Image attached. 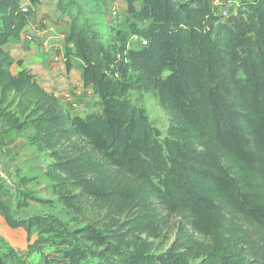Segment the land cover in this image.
<instances>
[{
    "label": "trees",
    "instance_id": "trees-1",
    "mask_svg": "<svg viewBox=\"0 0 264 264\" xmlns=\"http://www.w3.org/2000/svg\"><path fill=\"white\" fill-rule=\"evenodd\" d=\"M126 1L151 20L152 43L134 55L137 66L156 73L173 65L161 91L173 116L164 140L110 75L116 54L80 4L65 6L63 34L82 61L83 86L100 97L93 119L72 113L11 52L39 0H0V126L31 151L22 200L0 198V214L29 237L61 236L64 264H165L156 242L168 239L173 216L183 218L177 243L199 264H264V0H242L250 14L241 8L227 20L213 0ZM34 181H47L51 198L26 187ZM30 201L57 205L78 226L25 215ZM13 259L0 235V264Z\"/></svg>",
    "mask_w": 264,
    "mask_h": 264
},
{
    "label": "rangeland",
    "instance_id": "rangeland-1",
    "mask_svg": "<svg viewBox=\"0 0 264 264\" xmlns=\"http://www.w3.org/2000/svg\"><path fill=\"white\" fill-rule=\"evenodd\" d=\"M73 1L74 3H71V0H39L33 6L32 17L29 22L30 30L23 31L21 41L11 45V52L15 56L21 57L24 64L28 62L29 66H32L30 70L38 80L47 89L57 91L65 104L67 102L65 98L68 95L75 97L79 106L71 109L72 113L86 119H93L100 115L102 106L99 95L93 87H83L81 79L82 61L77 57L74 46L62 42L61 37H59L63 35L69 24L65 6L69 2L70 7L76 10L77 5L80 4L83 12L88 15V19L99 32L100 40L104 44L110 45L116 54L115 61L110 67V75L125 87L128 97L145 110L148 121L161 130L162 136L160 138L164 140L165 136L169 134L173 116L163 104L161 91L163 81L172 80L170 69L173 65L159 67L156 73L149 71L146 73L139 65L137 66L134 59L136 53L147 50L152 43L153 35L149 31L151 20L132 12L126 0ZM241 2L242 0H235L232 4H227L226 0H218L215 12L222 19L227 20L229 16L237 17L242 8L241 12L246 18L250 14V9L248 5L241 7ZM246 2H250V0H246ZM134 5L139 11L140 3L135 2ZM224 9L228 10L227 16L222 14ZM28 34L34 37L35 46L30 50L27 49ZM147 40L149 45L144 43ZM55 46H61V48L56 50ZM66 50L72 52L70 66L67 65L65 57ZM48 54H51V57L47 58ZM56 54L61 60L57 64L61 77L49 81L40 80V77L45 78V76L54 75L52 73L54 66L50 64L52 68H49V61ZM30 58H32L31 62L29 61ZM239 75L243 76L241 73ZM80 89H83L82 95L77 94ZM12 137L5 128L0 126V168L6 173L5 179L0 177V198L13 200L16 197V201H18L22 200V196L16 194L21 191L19 189L20 177L28 171L27 159L30 157L31 151L27 149L23 139L17 138L13 141ZM26 187L37 192L38 196L51 198L47 181H42L40 184L35 181L30 182ZM20 211L24 212L25 215L52 214L69 223L73 228L78 226L71 223L70 216L61 213L57 205L50 206L49 204L30 201L29 206L22 207ZM182 221L181 216H173L167 230L168 239L164 243L156 242V254L165 264H199V260L186 256L176 241V231ZM0 235L17 253V259H13L8 264H64L66 262L61 250L68 248L69 244L65 243L61 236L54 232L44 234L32 232L29 237L28 233L25 234L23 230L4 228ZM38 238H42L43 241L39 247L32 249L30 244H34Z\"/></svg>",
    "mask_w": 264,
    "mask_h": 264
},
{
    "label": "crops",
    "instance_id": "crops-1",
    "mask_svg": "<svg viewBox=\"0 0 264 264\" xmlns=\"http://www.w3.org/2000/svg\"><path fill=\"white\" fill-rule=\"evenodd\" d=\"M30 27H31V25H29V26H27L26 28H25V30L26 31H29L30 30ZM51 29H54L53 27H51ZM28 46H27V49H31V48H34L33 46H35L34 45V40H33V36H31L30 34H28ZM59 37H61V39H62V42H65V36H64V34L63 35H60ZM31 38H32V40H31ZM51 40V39H50ZM49 41V40H48ZM37 47V46H36ZM51 47H53V46H51ZM54 48H56V50H58V48H61V46H55ZM48 49V48H47ZM52 53V52H51ZM59 54V53H58ZM58 54H56L55 56H54V58H52L51 59V61H49V68H52V67H50V64H51V66H54L53 68H52V73H54V75L53 76H45V78H39L40 80H43V79H46V80H52V79H58V77H61V74H60V72H59V67H58V65L57 64H59V62L61 61L60 60V58H59V55ZM49 57H51V54H48L47 55V58H49ZM30 62L32 61V58H30V60H29ZM53 62V63H52ZM24 67L25 68H28V69H31L32 68V66L30 65L29 66V63L28 62H26L25 64H24ZM43 77V76H42ZM5 130L7 131V133H9V135H12L13 137V141H15L17 138H21V140L23 139L17 132H15V131H13V130H7L6 128H5ZM24 141H25V139H23ZM25 143H26V141H25ZM5 151H6V149H4ZM2 151V150H1ZM1 159V158H0ZM0 171L2 172V175L3 176H5L6 177V173L0 168ZM4 228H11L10 226H9V224L7 223V221H6V219H5V217L3 216V215H1L0 214V232H2V231H4ZM13 229H19V230H23L24 232H25V234H26V230L24 229V228H22V227H19V228H13ZM3 233H5V232H3ZM2 235V234H1Z\"/></svg>",
    "mask_w": 264,
    "mask_h": 264
},
{
    "label": "built area",
    "instance_id": "built-area-1",
    "mask_svg": "<svg viewBox=\"0 0 264 264\" xmlns=\"http://www.w3.org/2000/svg\"><path fill=\"white\" fill-rule=\"evenodd\" d=\"M235 0H226V3L227 4H232L233 2H234ZM213 5H214V7L216 8L217 6H218V0H213ZM23 10L24 11H28L29 10V7H28V5L27 4H24L23 5ZM222 14L224 15V16H227L228 15V10H226V9H224L223 11H222ZM144 43L146 44V43H148V41H144ZM84 87V86H83ZM83 94V89H80V90H78L77 91V94ZM58 95H59V93H58ZM59 97H60V99H61V101L63 102V100H62V96H60L59 95ZM66 104L63 102V104L70 110V111H72L71 109H75V108H77L79 105L77 104V102H76V100L77 99H75V97H73V96H71V95H68L66 98Z\"/></svg>",
    "mask_w": 264,
    "mask_h": 264
}]
</instances>
